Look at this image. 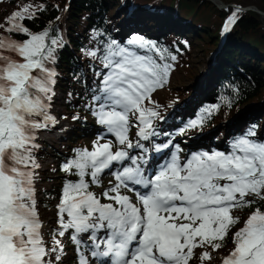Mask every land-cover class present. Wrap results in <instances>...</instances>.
Segmentation results:
<instances>
[{"label":"snow or ice","instance_id":"1","mask_svg":"<svg viewBox=\"0 0 264 264\" xmlns=\"http://www.w3.org/2000/svg\"><path fill=\"white\" fill-rule=\"evenodd\" d=\"M240 12L232 9L222 34L231 31ZM34 17L26 5L0 24L9 34L0 36V264H64L60 238L70 240L75 264H210L229 239L232 247L220 264H264V140L252 126L230 141L228 151L194 152L182 162L176 145L163 163L150 161L140 141L159 135L155 121L162 117L152 96L168 83L177 55L140 35L131 36L127 46L109 39L81 49L102 66L94 71L102 78L92 89L96 107L89 110L115 143H101V136L92 150L77 151L61 165V172L78 179L64 182L51 245L46 243L35 154L37 133L56 123L50 108L58 73L50 65L64 42L51 34V26L30 31L23 21ZM219 108L204 109L186 128L202 127ZM130 128L137 129L135 143ZM171 144L155 145L154 151ZM106 170L114 182L97 196L86 177L99 186ZM237 209L249 215L232 233Z\"/></svg>","mask_w":264,"mask_h":264},{"label":"trees","instance_id":"2","mask_svg":"<svg viewBox=\"0 0 264 264\" xmlns=\"http://www.w3.org/2000/svg\"><path fill=\"white\" fill-rule=\"evenodd\" d=\"M1 1L13 6L10 14L31 5L35 17L25 19L24 25L33 33L51 26V34L60 36L64 42V47L57 51L56 64L50 65L58 73L54 90L65 111L60 117L68 124L67 131L62 133L65 139L60 140L56 150H53L60 167L77 151L84 150L81 144L83 132L78 133L79 137L72 133V129L85 125L82 112H91L89 105L96 107L92 102V89L99 85L102 78L94 75V71L102 70L101 64L86 57L81 49H94L97 40L107 43L109 39L127 46V40L133 35L154 41L177 55L168 83L152 96L159 105L157 110L160 116L164 117L162 122L155 121L159 133L155 141H159V136L167 139L185 136L193 129L196 130V137L200 135L197 139H201L209 149L228 151L230 141L242 136L252 126H255L257 138L264 140V19L253 11H241L231 31L222 34V25L233 9L230 4L254 6L264 13V0H220L225 8H217L207 0ZM40 8L43 10H38ZM6 13L5 9L0 10V24H4L3 16ZM0 32L9 35L3 28H0ZM96 33H103V36L93 39ZM13 38L23 39L19 35H13ZM197 45L208 49L207 57L212 55L203 85L196 90L188 87L169 88L179 72L192 75L189 65ZM164 91L166 94L162 93ZM228 102L230 106H227ZM216 105H220L219 110L202 127L186 128L204 109ZM182 129H185L183 135L180 134ZM64 148L69 152H63ZM40 153L45 154L43 150H37V158H41ZM60 167L55 182L41 193L40 205L43 210L56 209L64 182L78 179L61 172ZM86 180L92 191L90 177H86ZM236 211L240 219L231 229L232 233L239 230L241 219L249 214L247 209ZM60 239L62 242L63 238ZM65 239L70 244L68 248L73 250L70 240ZM51 240L49 233L45 239L49 246ZM231 246L229 239L223 251Z\"/></svg>","mask_w":264,"mask_h":264},{"label":"rangeland","instance_id":"3","mask_svg":"<svg viewBox=\"0 0 264 264\" xmlns=\"http://www.w3.org/2000/svg\"><path fill=\"white\" fill-rule=\"evenodd\" d=\"M13 6L9 4L7 1H1L0 2V10L5 9L7 13L3 16V22L7 19V17L10 15V10H12ZM6 26V25H5ZM0 36H5V34L0 32ZM208 49L202 48L200 45H197V48L194 49L191 56V63L189 65L190 72L192 75H188L187 72H179L174 76L172 81L170 82L169 88L171 89H179L181 87H188L191 89H195L199 85H203V80L206 78V75L208 73L209 69V63H211V56L207 57ZM169 90V89H166ZM165 93L166 92H162ZM59 99V96L55 94L52 105L50 108V115L53 116L56 120V123L54 125H51L49 128L39 131L37 133V143L39 144L38 150H43L45 154H41V158H37V162L40 164V168L37 170L39 173V178L36 181V188H37V199H38V206H39V212H40V218L44 224V227L42 229V233L44 235V239H46V235L51 233L53 230V227L56 228V225L54 223L55 221V210L54 208H50L49 210H43L41 208V193L45 190H47L51 183L55 182L56 175L58 173L59 169V160L54 156L53 150H56V146L60 144V140H64L65 137L62 133H65L68 129V124L64 119H61V115L65 113L63 110V106L59 103L57 100ZM92 112L86 113L82 112L84 115L85 125L79 126L76 129H72V133L79 135V132H83L82 134V142L81 144L84 145V149L92 150L93 143L101 136H103V139L100 140L101 143L106 142L107 140L113 141L115 143V137L111 134L107 133L105 129L102 128L101 125H99L96 122V118L91 115ZM222 117H224L221 114ZM164 118V117H162ZM160 120H157L156 122H162ZM57 128V129H56ZM55 129V130H54ZM70 129V128H69ZM59 130V131H58ZM136 128H130L129 130V139L135 143L137 141V137L135 136ZM196 130H189L188 133L185 134V136L181 137H173L171 138L172 145H170L169 151L165 154L166 158H170L172 151H175V146L178 145L181 151L178 153L181 161L183 162L187 157H189L194 152L199 151H208L211 152L212 150H220L219 148H211L209 149L205 145H203V141L201 139H197L196 137ZM79 137H81L79 135ZM64 138V139H63ZM155 137L150 138V141H140L141 144L145 146V148L148 149V152L146 153V156L149 158V156H155L156 152L154 151L155 145L158 144H164L168 141L166 137L159 136V141H155ZM157 138V140H158ZM66 142V140H65ZM69 144V143H68ZM46 145L51 146L52 149H49ZM53 145V146H52ZM80 145V144H79ZM207 149H206V148ZM131 154L136 155L140 154L139 149H132L129 150ZM63 152H69L68 149H63ZM55 169V171H54ZM41 172L44 173V177H42ZM110 181H113V178L111 175L104 174L102 177H100V184L92 185V192L95 193L97 196H100V194L105 191L107 188L110 187ZM125 194L131 195L130 193H127L125 191ZM47 201L53 202L52 199H48L44 197ZM40 201V202H39ZM102 203H106L107 201L103 200L101 198ZM56 203V202H55ZM54 203V204H55ZM235 216H238L239 213L235 210L233 213ZM249 214H245L243 218L241 219V223L239 226V229L243 227L244 221L247 219ZM234 233V232H233ZM62 243L65 245V250L67 253V258L64 260V264H75V261L73 259L74 252L72 249L68 248L70 244H67L66 239L63 238ZM72 246V245H71ZM232 247V246H231ZM223 251L219 254H214L215 258L210 262V264H219L220 260L228 250ZM197 252L201 251L200 249L196 250ZM192 264H200L198 259H194ZM205 264H209V262H205Z\"/></svg>","mask_w":264,"mask_h":264},{"label":"water","instance_id":"4","mask_svg":"<svg viewBox=\"0 0 264 264\" xmlns=\"http://www.w3.org/2000/svg\"><path fill=\"white\" fill-rule=\"evenodd\" d=\"M207 1H210L217 8H225L226 7L220 0H207ZM230 6H232L233 8L239 7L241 9V11H253V12L257 13L262 19H264V13L259 11L254 6L240 7V6H236L234 4H230Z\"/></svg>","mask_w":264,"mask_h":264},{"label":"bare ground","instance_id":"5","mask_svg":"<svg viewBox=\"0 0 264 264\" xmlns=\"http://www.w3.org/2000/svg\"><path fill=\"white\" fill-rule=\"evenodd\" d=\"M59 131V130H58ZM154 158H152V160H153ZM165 159V155L163 156V157H160L159 158V160H160V162L162 161V160H164ZM152 160H150V161H152ZM42 221V220H41Z\"/></svg>","mask_w":264,"mask_h":264}]
</instances>
